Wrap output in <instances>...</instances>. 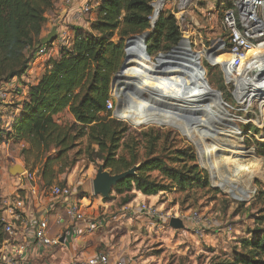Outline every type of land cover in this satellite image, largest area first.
I'll return each instance as SVG.
<instances>
[{
    "label": "trees",
    "instance_id": "16d2710c",
    "mask_svg": "<svg viewBox=\"0 0 264 264\" xmlns=\"http://www.w3.org/2000/svg\"><path fill=\"white\" fill-rule=\"evenodd\" d=\"M55 1L0 0V85L20 78L37 57V49L52 45L40 40L47 25L46 13ZM151 1L100 0L89 28L72 26L70 44L60 46L58 56L47 61L39 78L33 83L20 82L17 94L23 89L26 92L9 122L4 125L0 118V147L11 140L27 144L21 149L25 169H37L43 185L54 183L83 157L88 163L100 160L110 173L137 165L135 174L117 182L110 192L121 197V205L140 192L146 196L184 194L183 200L174 198L175 204L182 206L195 190L209 187L208 174L193 163L190 148L168 151L160 144L161 134L148 137L142 133L146 145L137 138L122 141L127 125L106 109L113 75L124 63L127 39L149 32L145 42L149 55L167 52L181 39V28L170 11H161L150 26ZM183 53L178 70L185 69L184 63L192 64V57ZM160 58L157 63H169V68L173 65V57ZM172 70L176 68L172 66ZM178 70L175 75L182 74ZM64 111L73 121L60 120ZM110 194L102 200L108 201ZM253 204L259 207L249 231L251 237L240 241L242 252L212 264H264V188L257 192ZM1 214L0 190V248L5 238Z\"/></svg>",
    "mask_w": 264,
    "mask_h": 264
},
{
    "label": "rangeland",
    "instance_id": "374dc122",
    "mask_svg": "<svg viewBox=\"0 0 264 264\" xmlns=\"http://www.w3.org/2000/svg\"><path fill=\"white\" fill-rule=\"evenodd\" d=\"M220 1L221 0H209L208 2L201 1L196 5V7L192 8L189 12L192 16V20L181 27V38L188 35L190 38L189 42L191 49L195 52L201 51L197 55L202 57L198 61L206 69L204 76L206 85L214 92V95H218L217 93H220L219 95L222 101L229 105V107L225 106L227 111L226 113L222 110L221 112L230 116V121L237 125V127H235L232 123H230L232 131H241H239L241 134L238 133V135H233L226 132V128L222 127V134L220 133L217 136V138L221 139L219 142L224 141L229 144H234L233 147L237 146L239 149L248 151L249 157L240 159L242 161L241 168H235L233 162L228 160V157L233 156V154L227 151H217L214 154V157L219 165L217 169H213L208 165L206 159L209 157V154L206 153L205 149H210V147L215 145V143H219L218 141L214 142L213 139L211 140V138H206L205 141L201 142L204 149V153H201V148L193 140L188 138L185 133L181 132L174 126L167 124L156 125L155 123L137 124L123 115H118V111L122 110V108L124 109L126 106H124L125 102L121 100L125 99L124 92L140 91L139 89H142L145 97H147L149 90L152 92V89L147 88V86L141 82L140 78H137L139 79L138 82H134L131 78L127 80L129 82L131 81L130 85L128 83L121 85L116 84L113 89L112 84L110 88V94L115 100V110L111 111V115L117 120L125 123L128 128V131L122 141H130L131 138H137L146 145L147 143L143 141V137L141 136L142 133L149 134L148 137L161 134L162 140L160 144L162 147L164 145L168 151L182 147L190 148L195 156V161L193 163L196 164L199 169L205 170L208 174L209 187L195 190L192 193L191 198L188 199L185 204H182V206L178 203L175 204L176 201L174 198L183 200L184 194L161 193L158 194V198L154 201L159 208L164 211L174 213L176 217L186 215L184 218L186 223L184 224L183 222L184 226L182 229H174L170 226L164 225L162 226V229H149L151 230L150 233L149 230L145 229L143 226L136 227L135 223L137 224L140 219L133 218V220H130L129 227H126L119 234L113 235L114 244L120 243L125 237L127 238L128 235H130V242H134L133 246H137L139 251L138 255L151 258L149 261L151 263L149 264H212L218 260H231L242 252L240 245L241 239L251 237V233L249 231L254 225L256 210L259 207L258 204L253 203L255 202L257 192L261 188H264V120L259 114L260 109L258 110L255 107H252L248 113L244 112V106L235 101L232 95V87L225 81L222 64L213 65L204 58H207L206 53L204 52L212 49L214 41L224 38L220 25L224 5ZM164 11H168V9H164ZM67 26L68 29H71L72 27V25ZM130 43L131 47L127 46L124 63L117 71L119 73L128 67L132 61L134 53L139 51L137 50L138 47L136 42L134 43V41L131 40ZM56 47L57 48L55 49L59 52L60 45ZM133 49H136L135 52H133ZM184 52L185 54L187 53L186 50H184ZM54 53L55 52L53 51L45 56L35 58H42V62L46 64L50 58H56L58 56V54L55 56ZM157 56L158 53L147 56L150 58V60L147 59L149 71L151 74H156L152 73V70L160 75L165 74L169 69V63H155L153 59ZM175 56L176 55L172 51L168 57H173L174 61H176ZM189 56L190 54L187 53L186 58ZM160 60L162 61L163 57H161ZM191 61L192 64L188 67L190 73L187 77L189 75H193V57ZM170 73L173 75L170 76L174 77L176 76L175 74H177V71L172 70ZM180 75L183 79L187 78L182 74ZM17 82L19 85L21 84L19 81ZM19 90H21L20 86L17 87L14 91L15 94H13L19 96L20 94H17ZM155 91H157V89ZM155 91L152 92L154 95L158 92ZM141 99L142 97L138 96L135 98V103L138 104L140 101H143V99ZM13 100L15 99L13 98ZM16 103V101L11 104L0 102V118L2 124L5 125L9 122L6 117L8 113L4 111V108H13L16 106ZM67 115V112L64 111L59 115V117L63 121H72L67 118ZM257 119L259 121H257ZM246 121L250 122L245 123ZM10 142L11 143L5 147V151L3 152L5 154H0V172L2 174L8 173L7 167L10 168L14 163L25 168L24 161L23 164H21L18 160H15V156L17 157L19 153L22 155V148L20 149L19 145H16V143L12 140ZM225 147L231 152L236 150L230 149L228 146ZM6 151L9 155L6 154ZM99 164H101V161L98 159L92 163H88L86 159L82 157L72 166L71 169L60 174V176H64V178L67 176L71 178V183L69 185L72 187L76 200L79 205H81L82 211L87 219L94 217L99 218L105 214L102 213L100 209L101 205H98L96 208L97 202H95V198L99 200L102 196L94 194L92 190V179L95 176ZM251 170L261 171V174L255 177V179H247L248 172ZM225 174L229 175L233 179L234 183L241 187L248 185L251 189L249 197L244 199L234 198L230 193L224 191V189L218 186L216 184L218 179L214 177ZM57 183L66 184L63 177L61 181H57ZM10 184H12V182H10ZM110 200H113L111 211L121 206V197L115 192L110 194V199L108 201ZM194 210L199 212L201 216L213 219L212 225L201 224L189 226L188 216L190 212ZM226 224H230L232 230H223L222 227ZM131 226L134 227L131 228ZM195 228H200L202 230L203 235L201 237H198L194 233ZM0 264H3L1 259Z\"/></svg>",
    "mask_w": 264,
    "mask_h": 264
},
{
    "label": "built area",
    "instance_id": "2783aa9c",
    "mask_svg": "<svg viewBox=\"0 0 264 264\" xmlns=\"http://www.w3.org/2000/svg\"><path fill=\"white\" fill-rule=\"evenodd\" d=\"M99 1L86 0L79 7L77 13L81 16L88 15ZM201 1L208 2L209 0H152L150 2L151 14L148 16L149 24L153 27L159 13L168 9L181 28L192 20L189 12ZM72 2L73 0H63V3L68 6ZM220 2L224 5L220 21L224 38L219 39V41H221V48L227 50L230 55L229 69H227L229 80L225 81L231 85L235 101L244 106V112L248 113L252 107L261 109L259 114L264 120V54L247 57L249 50L264 48V0H221ZM54 42L60 46L70 44L68 27L56 26V38L52 44ZM52 46H40L36 51V56L42 57L50 53ZM17 87L19 84L16 78L1 84L0 102L10 98ZM247 94H254L253 96L257 97V101L254 103L243 102L242 99ZM225 105L229 107V105ZM106 109L115 110V100L112 95L111 99L106 101ZM257 121L259 120L257 119ZM248 122L250 121L245 123ZM14 178V191L9 196H1L2 231L5 235L0 248V259L3 264H24L28 249L31 246L51 248L61 244L59 235H49V219L46 214H40L37 217L32 215L30 218H26L23 214L26 206L32 203L33 198H46L50 201L60 202L64 206L66 216L74 224L85 223L88 232L103 226V216L87 219L69 184L52 183L45 186L37 175V171H30L25 168L23 172L14 175ZM185 216L179 217L184 224L186 223ZM118 217L119 219L132 217L146 220L158 230L162 229L164 225L169 226L170 218L176 216L170 211L162 210L156 204L143 201L134 206L125 205L120 210ZM188 219L189 226L212 225L213 223V219L201 216L196 210L190 212ZM222 229L225 231L232 230L230 224H226ZM194 233L198 237L203 235L200 228H195ZM130 261L131 259L121 258L112 262L109 254L100 249L95 254L85 258L76 256L72 264H129Z\"/></svg>",
    "mask_w": 264,
    "mask_h": 264
},
{
    "label": "bare ground",
    "instance_id": "6f19581e",
    "mask_svg": "<svg viewBox=\"0 0 264 264\" xmlns=\"http://www.w3.org/2000/svg\"><path fill=\"white\" fill-rule=\"evenodd\" d=\"M143 39L144 35L137 34L136 36H132L128 41V46L130 47L131 40H133L134 43L136 42L137 44L140 42L139 48L137 49L139 51L132 57L131 63L125 70L121 71L119 74H117L118 72L115 73L113 77V89L115 88L116 84L121 85L128 83L130 85L131 81H127L130 78L134 82H138L139 79L137 78H140L141 82L145 86H147V88L152 89V92L156 89L158 92L155 91L157 92L155 96L151 92V90H149L147 97L143 95L142 89H139L140 91L124 92L125 99H120L125 102L124 106H126L124 109L122 108V110L118 111V115H123L124 117L131 119V121H134L137 124L155 123L156 125L167 124L174 126L181 132L185 133L188 138L193 140L201 148V153H204L203 144L201 142L205 141L206 138H211V140L213 139L214 142H219L221 140L217 138V136L220 133L222 134V127L226 128V132H229L233 135H238L239 130L232 131V126H230V123H232V121H230L229 119L230 116L221 112V108L219 107L217 101L218 95H214V92L207 87L206 80L204 78L206 69L201 65V63H199V67L197 65V62L193 59V75H189L188 77L187 75L190 73V70L188 69L189 66L187 64L184 63V70H178V68H180L181 66L180 63L184 61L183 51L186 50L189 54L188 49L190 45V38L188 37V35L183 37L182 41L177 45L176 49H174L173 53L176 55V61H174L172 65L176 68V70L179 71V73L181 71V73L187 77L186 79H183L180 74L174 77L170 76L169 73L170 69H172V66L165 74L157 76L155 74H151L147 61V59L150 60V58L147 57L142 50ZM181 46H183V48H180ZM135 50L136 49H133V52H135ZM200 52L198 51L197 54ZM204 53H206L207 56V58H204L209 63L213 65L222 64L225 73V80L228 81L229 78L227 77V69H229L228 61L230 59V55L227 50H223L221 48V41H214L212 49H209ZM258 54H264V48L259 47L249 50L247 53V57ZM201 58V56H198V60H200ZM253 95L254 94H247L244 99H242L244 100L243 102H256L257 97ZM138 96L142 97L143 101H140L137 104L135 103V98H137ZM232 124L237 127L234 122ZM225 146H228L230 149L236 150L231 152L229 151V149H226ZM233 146L234 144H229L222 141L219 143H215V145L210 147V149L208 150L205 149L206 153L209 154V157L206 159L208 165L213 169H217L219 165L216 158L214 157V154L217 151H227L233 154V156L228 157V160H230V162H233L235 168H241L242 161L240 159L249 157L248 151L239 149L237 148V146ZM260 174L261 171L251 170L248 172L247 179H255V177L259 176ZM214 178L218 179L216 184L224 189V191L230 193L234 198L244 199L246 197H249L251 189L248 185L241 187L238 184L234 183L233 179L226 174L217 175Z\"/></svg>",
    "mask_w": 264,
    "mask_h": 264
},
{
    "label": "crops",
    "instance_id": "0c3cea01",
    "mask_svg": "<svg viewBox=\"0 0 264 264\" xmlns=\"http://www.w3.org/2000/svg\"><path fill=\"white\" fill-rule=\"evenodd\" d=\"M85 1L86 0H73L72 4L68 6L63 3V0H56L53 9L46 13L47 25L42 35L45 36L53 26L57 25L65 27H68L67 25H72L75 27L88 29L90 23L95 19L97 13L95 7L88 15H79L77 11L79 10V7L85 3ZM72 37L73 31L69 29L70 40H72ZM52 45L51 53L54 51L55 56H57L58 50L55 48H57L56 46H59V44L54 42ZM44 69L45 64L42 62V58H34L30 62L29 69L20 78L17 77L16 79L19 82L23 81L26 83H33L39 78ZM155 75L157 76L158 74ZM25 92V89H23L19 96L14 95V93L10 98L4 101V103L7 104L14 103V101L17 102L16 106L13 108H4V111L8 113L6 116L8 121L10 120L12 114L17 112L18 109H16V107L19 106L18 104L20 100H22ZM13 98L15 100H13ZM67 118L73 121L70 114L67 115ZM10 143V141H7L1 145L0 154H5L3 153L5 151V147H7ZM16 145H19L20 149L24 146H27V144L23 142L16 143ZM6 154L9 155L7 151ZM23 159L24 157L20 153L17 155V157L15 156V160H18L21 164H23ZM13 165L17 164L14 163ZM34 171H37V169ZM62 177L66 184L71 183V178L69 176L64 178V176L60 175L54 181V183L61 181ZM14 179V175H10L9 172L5 174L0 172V190L2 197L9 196L13 192ZM10 182H12V184H10ZM157 198L158 195L146 196L140 192H135V197L127 204L134 206L143 201L155 204L154 201H156ZM112 201H103L102 198H99V200L95 198V202H97L96 208L98 205H101L100 209L102 213H105L103 216L104 224L102 227L97 228L92 232H88L86 230L85 223L74 224L66 216L64 206L60 204V202L50 201L46 198H33L32 203L26 206V210L23 214L26 218H30L32 215H36L37 217L40 214H46L49 219V235H59L61 237V244L51 248H38L33 246L29 247L24 264H72L76 256L85 258L95 254L100 249L106 251L109 254V258L112 262L121 258H125L131 259L129 264L151 263L149 262L151 259L150 257L138 255L139 251L137 246H133L134 242H130V235H128L127 238L125 237L120 243L114 244L113 235L119 234L126 227H129L130 220H133V218L126 217L119 219L118 216L120 210L127 204L121 205L119 208L111 211ZM135 226H143L145 229L155 230L151 223L146 220H139L137 224L135 223ZM133 227L134 226H131V228ZM149 232L151 233V230H149Z\"/></svg>",
    "mask_w": 264,
    "mask_h": 264
},
{
    "label": "water",
    "instance_id": "95a60500",
    "mask_svg": "<svg viewBox=\"0 0 264 264\" xmlns=\"http://www.w3.org/2000/svg\"><path fill=\"white\" fill-rule=\"evenodd\" d=\"M155 18V17H154ZM149 32H143L142 34L140 35H144V39H143V46H144V52L146 54L147 51H146V38L148 36ZM136 36V35H135ZM56 38V26H53L49 32L43 36L41 38V43L42 44H48V43H52ZM183 38H181L178 42V44L182 41ZM130 40L127 39L126 40V43H125V54L127 53V46H128V41ZM177 44V45H178ZM176 46L172 47L169 51L165 52V53H160L157 57H155L154 62H158V58L159 57H163L165 59H168V56L170 55V53L172 51H174V49H176ZM189 45V44H188ZM189 54L191 57H193V59L197 62V65L200 67L199 65V61H198V56H197V52L193 51L191 49V46L189 45ZM149 55V54H148ZM114 82V78H112V81H111V86ZM220 93H218V97H217V101H218V105L219 107L221 108L222 111H224L225 113L227 112L226 109H225V103L222 101L220 95ZM136 166H133L123 172H120V173H110L109 171L105 170L103 168V166L101 164L98 165L97 167V170H96V173H95V176L94 178L92 179V190H93V193L94 194H97V195H101L102 197L104 198H107L112 190V187L115 186L117 184V182H119L120 180L128 177V176H131V175H134L135 174V170H136ZM24 168L20 165H13L11 166L10 168H8V172L10 175H16V174H19L21 172H23ZM169 226L171 228H174V229H182L184 224H183V221L181 218L179 217H171L170 220H169Z\"/></svg>",
    "mask_w": 264,
    "mask_h": 264
}]
</instances>
